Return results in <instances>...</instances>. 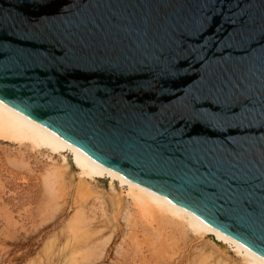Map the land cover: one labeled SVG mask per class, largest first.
<instances>
[{
  "label": "water",
  "instance_id": "water-1",
  "mask_svg": "<svg viewBox=\"0 0 264 264\" xmlns=\"http://www.w3.org/2000/svg\"><path fill=\"white\" fill-rule=\"evenodd\" d=\"M0 101L264 260V0H0Z\"/></svg>",
  "mask_w": 264,
  "mask_h": 264
},
{
  "label": "rangeland",
  "instance_id": "rangeland-1",
  "mask_svg": "<svg viewBox=\"0 0 264 264\" xmlns=\"http://www.w3.org/2000/svg\"><path fill=\"white\" fill-rule=\"evenodd\" d=\"M72 159L0 141V264H247L214 235L144 215L118 180H87Z\"/></svg>",
  "mask_w": 264,
  "mask_h": 264
},
{
  "label": "bare ground",
  "instance_id": "bare-ground-1",
  "mask_svg": "<svg viewBox=\"0 0 264 264\" xmlns=\"http://www.w3.org/2000/svg\"><path fill=\"white\" fill-rule=\"evenodd\" d=\"M0 141L21 145L29 144L35 150H45L55 156H63V154L69 153L73 158L71 162L75 164L81 171V175L87 180L95 181L106 176H109L112 180H118L122 187L127 188L129 198L140 208L144 215L159 214L173 223L179 224L188 233L192 232L195 236L201 238L214 235L221 243L232 247L238 255L243 257L244 262L247 264H264L263 259L223 235L195 214L174 205L162 196L112 171L1 101Z\"/></svg>",
  "mask_w": 264,
  "mask_h": 264
}]
</instances>
